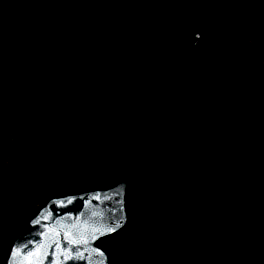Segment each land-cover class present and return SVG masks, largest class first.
<instances>
[{"label": "trees", "instance_id": "16d2710c", "mask_svg": "<svg viewBox=\"0 0 264 264\" xmlns=\"http://www.w3.org/2000/svg\"><path fill=\"white\" fill-rule=\"evenodd\" d=\"M109 1L120 9L118 14ZM146 1L156 8L163 6L157 21L137 24L131 19L128 24L125 18L119 31L115 18L132 8L142 9V0H88L85 11L78 0H0V69L5 70L0 79V123L9 127L11 139L18 136L54 148L61 154L63 168L74 169L87 189L104 188L120 179L129 185L139 183L138 216L133 222L138 240L134 244L120 240L114 251L104 243L130 231L134 213L127 199L128 226L98 243L108 254L109 264L125 255L129 264H166L169 258L173 264H264V227L244 223L246 210L264 216V124L243 117L236 86L228 85L215 103V133L225 162L220 167L212 165L205 178L211 203L203 204L200 222L209 219L213 223L209 229L200 226L197 243L179 233L175 212H168L175 198L171 184L176 179L175 156L161 153L153 144L148 134L151 127L135 129L133 124V120L155 119L158 132L165 135V128L180 147L181 129L189 118L203 115L213 86L199 91L193 106L188 96L158 94L161 86L148 83L155 77L152 73L143 82L145 64L158 63L160 49L175 42L177 34L196 30L203 41L224 44L225 53L201 63L200 54L196 55L200 45L184 51L179 60L187 59L192 72L208 68L212 78L214 71L228 68L229 61L240 63L242 58L249 66L264 54V35L260 47L237 38L246 34L251 39L246 30H240V23L250 22L242 10L257 0ZM17 2L22 5L17 11L24 13L25 8L30 20L26 27L8 22L10 4ZM97 15L106 21L103 25L97 24ZM17 56L38 64L47 61L55 70L32 71ZM228 72L234 75L233 70ZM69 73L77 77L73 94ZM138 83L149 91L148 100L130 92L138 89ZM72 99L76 107L69 106ZM162 109L163 115L158 116ZM181 175L192 178L194 169ZM157 234L163 238H152Z\"/></svg>", "mask_w": 264, "mask_h": 264}, {"label": "rangeland", "instance_id": "374dc122", "mask_svg": "<svg viewBox=\"0 0 264 264\" xmlns=\"http://www.w3.org/2000/svg\"><path fill=\"white\" fill-rule=\"evenodd\" d=\"M43 1L49 2V0ZM87 1L78 0L77 4L83 6L85 11L87 9ZM141 3L142 9L132 8L134 10L124 11V14L118 17V20L115 18L114 25L119 31L123 25L122 20L125 18H127L125 22L128 24L131 19L137 24L144 21L154 24V20L156 22L159 14L164 11L163 6L161 9L160 7L156 8L146 0H142ZM20 4L18 2L10 4L11 10L7 12L8 22H14L19 27H26L30 20L24 14L25 8L24 13L17 11V9H22ZM109 4L118 14L120 9L118 10L114 7L110 1ZM74 7H76L75 3ZM155 8L158 10L152 12V14L147 13V10ZM242 14L244 15L243 18L250 20V22L243 20L240 23V30H246L247 35L251 36V39L248 40L246 34H239L237 41L246 45L260 47L261 37L264 35V0L252 2L242 10ZM97 21L98 25H103L106 22L100 16L97 17ZM133 28L136 29L135 27ZM148 29V27L145 28L146 31H149ZM189 31L196 30L182 31L176 35L177 39L175 41ZM105 33L108 34V31H105ZM45 37L49 36L46 35L43 38ZM199 45L200 50L196 52V55L200 54L201 63L207 58L214 59L213 57H220L225 53L224 44L221 46L214 45L210 39L204 41L202 39ZM165 48L166 46L159 51L158 63L154 61L152 63L148 58L147 61L150 63L145 64L147 71L143 73L142 81L148 80L147 78L152 73L155 77L149 79L148 83L149 86L153 87L156 85L161 86L160 89L156 90L158 94L166 93V95L170 94L176 97L179 95L188 96L191 100L190 105L193 106L197 103V93L212 84L213 92L205 100V112L203 111V115L199 118H189L188 124L179 133L181 146L178 148L173 138L167 134L165 128H163L165 135L160 133L162 132L160 130L158 132V123L155 119L133 120V124L136 126L135 129L151 127L152 129L149 130L148 134L151 135L153 144L161 153H169L175 156L173 169L176 179L172 180L171 183L175 198L169 204L168 212L169 215L175 212L180 225L179 233L188 235L192 241L197 243L200 236V226L209 229L213 223V220L209 219L200 222V211L203 209V204L209 206L211 203L205 178L212 165L220 167L225 162L222 143L215 133V119L218 116L215 103L217 100H221L223 90H226L228 85L234 84L239 93L243 117L249 119V121L264 124V54L260 55L259 59L249 66L244 58L239 60L240 63L234 64V62L229 61L227 63L228 68L214 71L211 78L208 68L200 67V70H196L194 73L189 68L187 59L179 60V57L184 52L174 63L165 64L160 59V54ZM244 56L245 54L242 53V57ZM17 58L18 62L22 61L21 65L24 64L25 67L31 68L32 71H37L38 69L40 71L44 69L55 70L54 66L44 60L38 64V61L28 60L27 58L23 60L21 56H17ZM231 67L235 69L241 68L242 71L238 73L237 70L231 69ZM228 70H233L234 75L230 76ZM3 71H5L4 68L0 69V79ZM8 71L12 72V69ZM191 73L194 74L192 75ZM66 76H69L72 88L70 92L73 94L77 85V82H75L77 77L75 75L72 77L70 73ZM135 91L140 93L139 98H144V100L150 98L149 91L143 89L140 83H138L137 90L130 91L136 97ZM77 105L78 103L73 99L69 103V106L72 107ZM163 112L164 110L162 109L158 116H160V113L163 115ZM178 123L181 124V122ZM130 126L133 128V125H128L127 127L129 128ZM178 127H180L179 124ZM8 129L9 127L0 123V264H5L7 252L15 232L37 212L45 201L60 192H77L87 189L74 169L68 168L65 170L63 168L61 154L54 148L47 149L45 144L41 142L29 143L18 136L11 139ZM55 153L56 156L54 155ZM189 168L194 169V176L185 179L181 175L182 171ZM138 186L139 183L135 181L128 187L127 199L134 213V216L131 217L133 221L130 223V231L124 232L118 239H107L104 241L105 244L109 243L113 251L115 249L113 247L120 240L129 241V244H134L138 240V235L134 232L137 231L134 229L135 224L133 225L135 218L138 216L135 212L138 205ZM244 214L246 220L244 223H249L251 227L255 225L264 227V216L258 214L257 210H246ZM152 238L162 239L163 236L157 234L155 237L152 236ZM113 259V264H129L127 255L116 256ZM172 262H175L172 258L166 260V264H173Z\"/></svg>", "mask_w": 264, "mask_h": 264}, {"label": "water", "instance_id": "95a60500", "mask_svg": "<svg viewBox=\"0 0 264 264\" xmlns=\"http://www.w3.org/2000/svg\"><path fill=\"white\" fill-rule=\"evenodd\" d=\"M201 40L200 31L186 32L162 51L160 59L172 64ZM128 187V180L120 179L104 188L50 197L16 231L5 264H109L98 243L128 226Z\"/></svg>", "mask_w": 264, "mask_h": 264}, {"label": "flooded vegetation", "instance_id": "af4514ba", "mask_svg": "<svg viewBox=\"0 0 264 264\" xmlns=\"http://www.w3.org/2000/svg\"><path fill=\"white\" fill-rule=\"evenodd\" d=\"M16 233V232H15ZM12 241V240H11Z\"/></svg>", "mask_w": 264, "mask_h": 264}]
</instances>
